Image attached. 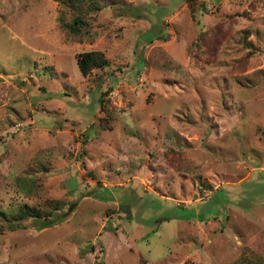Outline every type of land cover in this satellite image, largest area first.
<instances>
[{"label": "rangeland", "instance_id": "rangeland-1", "mask_svg": "<svg viewBox=\"0 0 264 264\" xmlns=\"http://www.w3.org/2000/svg\"><path fill=\"white\" fill-rule=\"evenodd\" d=\"M99 1L0 0V264H264V0Z\"/></svg>", "mask_w": 264, "mask_h": 264}, {"label": "trees", "instance_id": "trees-1", "mask_svg": "<svg viewBox=\"0 0 264 264\" xmlns=\"http://www.w3.org/2000/svg\"><path fill=\"white\" fill-rule=\"evenodd\" d=\"M62 8L58 14L57 20L61 29L72 39L79 40L85 38L92 40L94 33L90 31L89 20L92 14L99 11L101 5L99 0H52ZM101 4V5H100ZM64 11V12H63ZM67 12L68 18L65 16ZM75 63L81 75H87L93 68H102L106 66L107 60L99 51H85L77 54ZM100 101V99H99ZM59 204L57 201H45L44 204L37 208H31L25 204L20 205L15 214L0 212V220L3 227L17 228L21 220L30 218L37 229L52 226L61 220V217L54 215L58 212Z\"/></svg>", "mask_w": 264, "mask_h": 264}]
</instances>
